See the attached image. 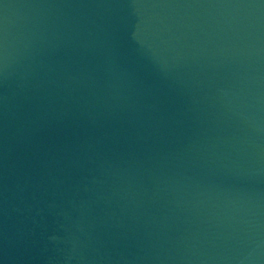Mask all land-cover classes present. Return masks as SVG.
<instances>
[{
	"label": "water",
	"instance_id": "water-1",
	"mask_svg": "<svg viewBox=\"0 0 264 264\" xmlns=\"http://www.w3.org/2000/svg\"><path fill=\"white\" fill-rule=\"evenodd\" d=\"M0 264H264V0H0Z\"/></svg>",
	"mask_w": 264,
	"mask_h": 264
}]
</instances>
